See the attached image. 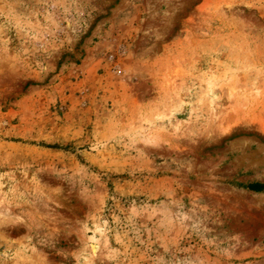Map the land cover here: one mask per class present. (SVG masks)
I'll use <instances>...</instances> for the list:
<instances>
[{
    "label": "rangeland",
    "instance_id": "obj_1",
    "mask_svg": "<svg viewBox=\"0 0 264 264\" xmlns=\"http://www.w3.org/2000/svg\"><path fill=\"white\" fill-rule=\"evenodd\" d=\"M255 181L264 0H0V264H264Z\"/></svg>",
    "mask_w": 264,
    "mask_h": 264
},
{
    "label": "trees",
    "instance_id": "obj_2",
    "mask_svg": "<svg viewBox=\"0 0 264 264\" xmlns=\"http://www.w3.org/2000/svg\"><path fill=\"white\" fill-rule=\"evenodd\" d=\"M246 187L254 192H262L264 191V183L260 181L251 182L246 185Z\"/></svg>",
    "mask_w": 264,
    "mask_h": 264
},
{
    "label": "bare ground",
    "instance_id": "obj_3",
    "mask_svg": "<svg viewBox=\"0 0 264 264\" xmlns=\"http://www.w3.org/2000/svg\"><path fill=\"white\" fill-rule=\"evenodd\" d=\"M97 250V247L96 246H93V251L95 252Z\"/></svg>",
    "mask_w": 264,
    "mask_h": 264
}]
</instances>
